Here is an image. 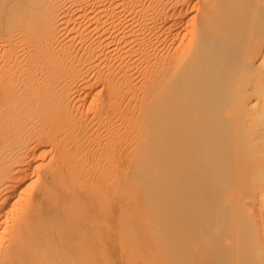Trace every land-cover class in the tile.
Wrapping results in <instances>:
<instances>
[{
    "label": "bare ground",
    "instance_id": "6f19581e",
    "mask_svg": "<svg viewBox=\"0 0 264 264\" xmlns=\"http://www.w3.org/2000/svg\"><path fill=\"white\" fill-rule=\"evenodd\" d=\"M0 264H264V0H0Z\"/></svg>",
    "mask_w": 264,
    "mask_h": 264
},
{
    "label": "rangeland",
    "instance_id": "374dc122",
    "mask_svg": "<svg viewBox=\"0 0 264 264\" xmlns=\"http://www.w3.org/2000/svg\"><path fill=\"white\" fill-rule=\"evenodd\" d=\"M81 37H83V36H80L79 38H81ZM170 42H172V41H170ZM169 44H171V43H169ZM82 86H80V88L79 89H83V87L81 88ZM101 86H97L93 91H92V94L89 96V97H87L86 98V94H85V96H84V93H82L83 91H81V90H79L80 92L78 93V95H77V102L79 103V104H81V103H83V101H84V99L87 101L86 103L87 104H85L86 106H88V102H90V100H91V98L93 97V95L99 90V88H100ZM81 93H82V95H81ZM82 97H81V96ZM92 96V97H91ZM78 97H81L80 99L82 100H80V99H78ZM81 102V103H80ZM78 103L76 104V105H78ZM83 104H81V106H82ZM83 107H85L84 105L81 107V108H83ZM31 178H33V177H31ZM30 181V180H29Z\"/></svg>",
    "mask_w": 264,
    "mask_h": 264
}]
</instances>
